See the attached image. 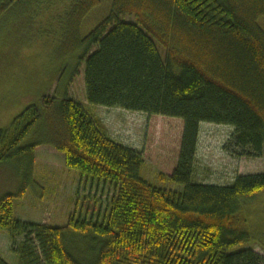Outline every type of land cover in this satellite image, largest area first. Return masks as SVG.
Segmentation results:
<instances>
[{
	"label": "trees",
	"instance_id": "obj_1",
	"mask_svg": "<svg viewBox=\"0 0 264 264\" xmlns=\"http://www.w3.org/2000/svg\"><path fill=\"white\" fill-rule=\"evenodd\" d=\"M101 4L0 0L2 28L9 14L19 24L36 6L33 27L50 12L51 24L60 30L23 34L0 55L1 75L15 76L22 95L32 90L31 104L13 121V138L0 133V163L25 159L33 176L36 149L47 146L64 154L69 169L116 189L101 222L71 216L56 227L16 219L15 200L26 186L2 197L0 230L11 239L24 237L20 264H83L67 247L76 235L94 236L95 264H264L253 249L235 251L251 239L243 213L264 194V174L238 176L225 186L193 181L202 123L233 127L232 148L241 156L263 157L264 0H112L109 15L84 36V20ZM46 33H60L54 43L61 63L80 53L77 63L85 68L91 105L184 121L178 165L170 177L160 176L184 186L181 192L144 179L143 155L106 137L81 103L67 95L48 96L68 75L69 62L54 67L55 57L32 51L36 35ZM17 42L30 50L23 47L22 55ZM43 71L48 79L40 77ZM31 137L35 140L28 143Z\"/></svg>",
	"mask_w": 264,
	"mask_h": 264
},
{
	"label": "rangeland",
	"instance_id": "obj_2",
	"mask_svg": "<svg viewBox=\"0 0 264 264\" xmlns=\"http://www.w3.org/2000/svg\"><path fill=\"white\" fill-rule=\"evenodd\" d=\"M111 3L112 0H102V4L86 17L82 26L84 36L109 15ZM42 5L44 4L40 3L37 6ZM35 8L37 7H32L31 12L34 13ZM33 13L22 17L19 24L15 22L14 13H11L7 17V27L2 28L0 25V55L6 51L12 40H18L17 38L23 34H29L30 37L38 28L60 32L57 26L51 24V18L54 17H51L50 12L43 18L47 26L44 22L40 25L41 19L38 18L34 28L30 23L33 20ZM126 20L133 19L126 18ZM260 25L264 29V19L260 20ZM59 36L60 33L56 36L53 33L50 36L47 34L45 38L36 35L32 45V47L35 46L32 51L39 53L40 57L42 55L47 59L51 56L55 57L54 67L58 62L60 67L66 66L69 62L68 75L61 82L54 83L48 96H57L61 99L67 95L81 103L106 137L143 155L142 177L144 179L156 186L181 192L184 186L173 184L167 179L162 180L160 176L170 177L178 165L184 121L121 108L91 105L86 96L85 68L83 65L78 67L77 63L80 53L74 52L71 57L64 58L69 61L61 63V58L56 57L57 50L54 43ZM17 44L18 42L15 46ZM28 46V44L19 43L17 50L22 53L23 47L30 50ZM160 52L162 57L165 56L163 49ZM36 65L30 68L28 79ZM39 74L40 77L48 79L46 72ZM70 74L74 75L72 79ZM16 80L15 76L4 77L0 72V133L4 135L7 132L12 138L17 131L13 128L15 118L32 101V90L26 95L20 94V88L14 83ZM233 133L234 128L230 126L201 124L194 182L225 186L233 184L238 176L264 174V153L261 158L239 155L240 152L235 151L229 144ZM34 140L35 138L31 137L28 143ZM35 153L36 168L33 176L27 171L25 159L16 157L18 160L8 159L0 163V199L7 194H18L21 188L26 186L27 191L24 196L15 200L16 219L27 224L53 227L68 224L71 216H74L75 220L101 222L110 210L112 198L116 194L115 186L109 182L88 180L79 171L69 169L66 167L64 154L51 147L40 146ZM250 202L245 207L243 215L247 219L251 239L235 251L253 249L264 256V194ZM23 241L24 237L11 239L8 232L0 230V260L7 264H20ZM67 247L83 264L96 263L99 248L93 235L84 239L76 235L69 239ZM0 264L3 263L0 261Z\"/></svg>",
	"mask_w": 264,
	"mask_h": 264
},
{
	"label": "bare ground",
	"instance_id": "obj_3",
	"mask_svg": "<svg viewBox=\"0 0 264 264\" xmlns=\"http://www.w3.org/2000/svg\"><path fill=\"white\" fill-rule=\"evenodd\" d=\"M168 46V45H167ZM37 110V109H36Z\"/></svg>",
	"mask_w": 264,
	"mask_h": 264
}]
</instances>
